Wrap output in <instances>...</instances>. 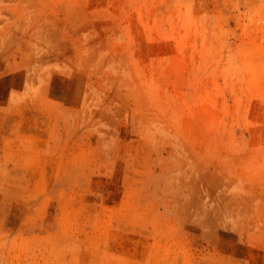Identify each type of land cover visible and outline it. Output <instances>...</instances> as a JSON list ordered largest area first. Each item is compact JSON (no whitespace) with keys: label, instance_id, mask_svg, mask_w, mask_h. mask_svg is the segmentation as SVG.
Returning <instances> with one entry per match:
<instances>
[{"label":"rangeland","instance_id":"obj_1","mask_svg":"<svg viewBox=\"0 0 264 264\" xmlns=\"http://www.w3.org/2000/svg\"><path fill=\"white\" fill-rule=\"evenodd\" d=\"M0 264H264V0H0Z\"/></svg>","mask_w":264,"mask_h":264}]
</instances>
